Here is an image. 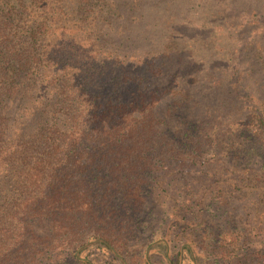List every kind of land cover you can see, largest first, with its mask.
<instances>
[{"label": "trees", "instance_id": "16d2710c", "mask_svg": "<svg viewBox=\"0 0 264 264\" xmlns=\"http://www.w3.org/2000/svg\"><path fill=\"white\" fill-rule=\"evenodd\" d=\"M118 9L114 0H0V264H91L82 254L92 240L126 264L124 247L111 242L110 232L87 240L82 224L110 219L97 209L113 211L120 192L128 206L141 194L146 173L190 157L169 138L157 92L138 89L127 102L103 96L104 78L115 87L145 89V79L121 58L106 31L123 18ZM158 58L144 53L133 64L159 72ZM248 100L244 121L198 128L192 163L218 164V155L238 154L239 147L255 153L239 138L254 137L264 151V99ZM238 171L223 188L217 173L210 174L190 205L203 212L208 200L225 202L233 188L264 192L263 171L248 165ZM238 242L236 249L245 247ZM152 247L171 263L166 241ZM183 249L193 258L190 245Z\"/></svg>", "mask_w": 264, "mask_h": 264}, {"label": "rangeland", "instance_id": "374dc122", "mask_svg": "<svg viewBox=\"0 0 264 264\" xmlns=\"http://www.w3.org/2000/svg\"><path fill=\"white\" fill-rule=\"evenodd\" d=\"M114 2L123 18L113 19L106 31L121 58L145 79V89L136 84L115 87L104 78L103 96L127 102L138 89L157 92L162 99L158 113L168 122L163 126L185 157H193L192 150L200 146L198 128L216 121H244L250 111L248 98L264 99V0ZM150 52L159 56L155 61L159 72L154 74L133 64ZM120 72L117 69L115 76ZM238 143L247 145L246 150L253 147L255 153L239 147L238 154L218 155L220 163L212 166L194 164L187 157L166 161L158 174L145 172L141 194L124 206L126 196L120 192L113 211L97 209L99 215L112 214L110 219L82 224V232L89 231L87 240L100 230L110 232L111 242L124 247L121 257L126 264H146L147 258L151 264H169L160 248L149 249L158 241L167 242L170 264L178 263L185 244L191 246L193 258L183 249L180 264H264V192L233 188L223 195L225 202L208 200L203 212L189 203L204 192L210 174L217 173L223 188L239 168L248 165L264 172L261 143L254 137L245 142L239 138ZM236 240L245 247L236 249ZM96 242L92 240L82 257L91 264H122Z\"/></svg>", "mask_w": 264, "mask_h": 264}]
</instances>
